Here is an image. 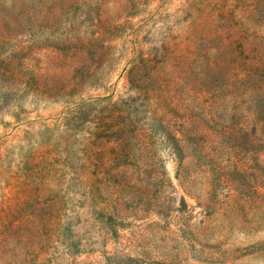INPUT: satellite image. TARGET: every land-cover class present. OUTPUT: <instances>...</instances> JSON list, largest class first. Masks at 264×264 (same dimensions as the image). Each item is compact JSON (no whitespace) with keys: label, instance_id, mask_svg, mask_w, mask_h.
Instances as JSON below:
<instances>
[{"label":"rangeland","instance_id":"obj_1","mask_svg":"<svg viewBox=\"0 0 264 264\" xmlns=\"http://www.w3.org/2000/svg\"><path fill=\"white\" fill-rule=\"evenodd\" d=\"M0 264H264V0H0Z\"/></svg>","mask_w":264,"mask_h":264},{"label":"trees","instance_id":"obj_2","mask_svg":"<svg viewBox=\"0 0 264 264\" xmlns=\"http://www.w3.org/2000/svg\"><path fill=\"white\" fill-rule=\"evenodd\" d=\"M131 87H136L135 82L129 80ZM110 138H113L116 147L110 152V158L100 157L95 165V174L101 175L108 185L113 189V199L117 200V204L121 201L129 199L125 195L126 179L129 172L135 168L133 153V131L127 129L125 125L114 128L112 133L108 132ZM117 208V207H116ZM116 208L113 212H116Z\"/></svg>","mask_w":264,"mask_h":264}]
</instances>
